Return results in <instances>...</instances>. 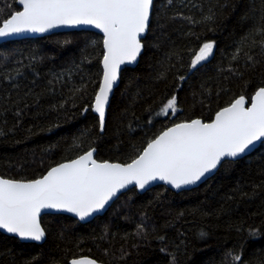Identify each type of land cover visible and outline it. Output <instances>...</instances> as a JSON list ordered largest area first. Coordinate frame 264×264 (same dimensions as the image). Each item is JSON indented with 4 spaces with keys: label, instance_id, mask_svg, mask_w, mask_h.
Segmentation results:
<instances>
[{
    "label": "trees",
    "instance_id": "trees-1",
    "mask_svg": "<svg viewBox=\"0 0 264 264\" xmlns=\"http://www.w3.org/2000/svg\"><path fill=\"white\" fill-rule=\"evenodd\" d=\"M16 2L0 0V26L19 10ZM142 42L137 66L121 72L102 133L91 112L100 36L0 44V176L36 180L90 149L97 161L127 164L166 128L210 122L264 88V0H155ZM203 48L211 54L196 65ZM40 223V245L0 233V264L84 256L102 264H264V142L195 189H132L88 223L62 215Z\"/></svg>",
    "mask_w": 264,
    "mask_h": 264
},
{
    "label": "water",
    "instance_id": "water-1",
    "mask_svg": "<svg viewBox=\"0 0 264 264\" xmlns=\"http://www.w3.org/2000/svg\"><path fill=\"white\" fill-rule=\"evenodd\" d=\"M155 0H17L18 11L0 26V44L57 33L90 32L101 37V77L91 106L102 133L121 72L137 66ZM211 49L196 59L204 62ZM264 142V88L250 102L238 97L210 122L193 119L163 130L127 164L97 161L95 149L59 163L32 181L0 176V233L40 245V218L62 215L79 224L102 216L127 191L143 194L163 186L174 193L197 188L224 162L241 160ZM68 264H102L90 257Z\"/></svg>",
    "mask_w": 264,
    "mask_h": 264
},
{
    "label": "rangeland",
    "instance_id": "rangeland-1",
    "mask_svg": "<svg viewBox=\"0 0 264 264\" xmlns=\"http://www.w3.org/2000/svg\"><path fill=\"white\" fill-rule=\"evenodd\" d=\"M206 47H208V46H206ZM204 49V48H203ZM196 65H198V63L196 62L195 63ZM166 109L169 111H171V112H175L176 110H175V106H174V102L173 101H170L169 103H168V105H167V107H166Z\"/></svg>",
    "mask_w": 264,
    "mask_h": 264
}]
</instances>
